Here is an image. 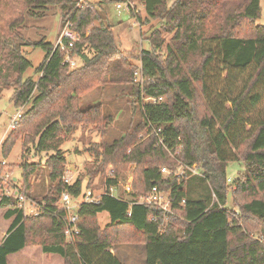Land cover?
<instances>
[{
  "label": "trees",
  "instance_id": "obj_1",
  "mask_svg": "<svg viewBox=\"0 0 264 264\" xmlns=\"http://www.w3.org/2000/svg\"><path fill=\"white\" fill-rule=\"evenodd\" d=\"M134 1L146 15L132 14L138 23L163 24L149 36L150 49L140 53L139 64L117 46L114 27L99 9L112 0H0V100L13 90L15 108L29 106L1 154L7 159L21 142L19 195H30L31 180L43 170L52 190L39 203V216L26 217L0 182V208L12 219L0 264L30 246L64 264H123L111 253L119 244L143 245L145 264H264V242L253 235L264 232V26L256 23L262 0H175L171 6L167 0ZM51 8L59 10L63 28L71 22L79 34L72 55L81 64L75 69L61 46L24 39L26 21L45 18ZM24 47L45 52L37 81L25 77L32 64ZM114 83L131 85L141 122L111 145H94V161L85 167L89 181L110 165L115 177L105 181L108 194L97 203L81 204L80 232L68 242L66 212L58 202L64 192L81 195L91 182L82 176L65 184L62 147L79 129L104 133L111 126L114 118L101 103L85 110L81 105L85 95ZM231 162H242L248 172L230 184ZM130 164L137 165L134 194L111 197L109 189ZM181 165H197L201 175L185 170L178 177ZM163 168L171 175L164 177ZM190 179L205 183L198 198L189 194ZM154 187L170 194L173 215L137 203ZM102 214L110 220L103 229Z\"/></svg>",
  "mask_w": 264,
  "mask_h": 264
},
{
  "label": "rangeland",
  "instance_id": "obj_2",
  "mask_svg": "<svg viewBox=\"0 0 264 264\" xmlns=\"http://www.w3.org/2000/svg\"><path fill=\"white\" fill-rule=\"evenodd\" d=\"M100 1L101 0H84V3L97 4ZM174 1L175 0H167L168 6H171ZM139 8L141 9V15L144 19L146 16L144 7L139 5ZM99 9L105 16L106 23L114 27L113 33L117 46L126 54L128 60L132 63L139 64L138 57L140 53L143 50L150 49L148 41L149 36L155 30L162 27V22L154 21L151 24L144 22L138 23L136 18L132 17V14H128L127 12L120 14L113 3L104 4ZM261 13V17L256 22L257 24L264 23V0L261 1ZM62 31L63 25L61 23L60 12L57 8H51L49 12H47V16L43 19H28L23 35L25 41H40L45 39L46 42L58 46ZM171 37L172 35L165 36L167 43H169ZM24 49L30 50V52L25 53L32 64V67L26 72L25 77H32L37 81L39 75L36 73V69L43 62L45 52L41 48L24 47ZM76 62L77 65L81 64V60L79 59L76 60ZM12 95L13 90H6L0 100V182L4 188V192L9 191L10 194L17 197V186L19 190L24 188L20 170V164L22 162L21 142L19 141L16 144L7 159L1 154V146L7 136L12 132H8L11 119L16 116L18 112H21L23 116L29 109V106L19 109L15 108L11 100ZM98 103L102 104L104 114L114 118V122L111 126L108 127L104 133L95 130L93 127L89 129H79L62 147L68 161L64 176L72 179L73 182L82 176L86 178V181H89L90 177L86 176L87 170L85 167L94 161V151L92 149H94L95 144L104 141L111 145L114 141L124 138L128 132H131L134 127L141 122L139 104L135 102V95L130 84L114 83L96 88L82 98L81 108L85 110L91 105ZM36 161H38V159H36ZM136 168L137 165L130 164L122 169L123 172H121L119 176V181L122 185L126 183L134 184ZM114 169V166L110 165L105 174L97 175L89 181L91 182L90 190L94 192L95 196L102 193L105 185L104 183L110 175H114L113 177H115ZM178 171H180V168H178L176 172ZM247 172V167L242 162L229 163L228 176L229 179L232 180V183L237 178H243ZM163 175L164 177H168L167 174ZM3 179L9 181L7 185L4 183ZM188 187L190 196L198 198L204 192L205 183L190 179L188 181ZM120 188L119 196L122 197L123 188L122 186ZM29 193L30 195L25 196L29 199V202L34 201L36 204L40 203L44 197L52 193L48 174L45 170H43L39 179L33 178L31 180V191ZM27 205H29V203H27ZM33 207L36 208V205ZM6 212L7 209L0 208V244L4 240L7 229L12 221V219L5 218ZM109 221L107 214L99 216L98 222L102 229L108 225ZM253 235L264 242V232L258 229ZM70 240L71 239H67L68 242ZM33 248L43 252L42 248L39 246L28 247V249ZM24 253L25 252H19L9 256V264H25V262L22 263ZM111 253L120 259L123 264H145V247L143 245L119 244L111 249ZM37 257L29 264H39L40 259Z\"/></svg>",
  "mask_w": 264,
  "mask_h": 264
},
{
  "label": "built area",
  "instance_id": "obj_3",
  "mask_svg": "<svg viewBox=\"0 0 264 264\" xmlns=\"http://www.w3.org/2000/svg\"><path fill=\"white\" fill-rule=\"evenodd\" d=\"M116 10L121 14L123 12H127L128 14H141V9L139 8V5L141 4L135 2L134 0H112ZM84 3V0H79V4ZM80 37L77 31L73 29V25L71 22H68L62 31L61 39L59 40L58 46H61L62 50L66 51V63L69 65L70 69H75L78 67L76 59L72 55V51L75 47V44L79 41ZM67 43V44H65ZM134 77L136 82H140L143 79L142 74V68H138L134 72ZM149 100V99H148ZM153 102H156L155 99H153ZM22 113L18 112L16 116H14L11 119L10 126L8 127V132L13 131L16 128V125L19 123L21 119ZM156 135H159V132L154 131ZM160 144H163V140L159 139ZM5 164V163H3ZM185 170L189 171L191 175L200 176L201 169L199 166L194 165L192 167L188 166H180V171L176 172V176L182 177L185 174ZM162 174H167V176L171 175V172L167 168L162 169ZM114 176V175H113ZM112 175H110L107 179L114 178ZM7 178V177H6ZM106 179V180H107ZM4 183L7 185L9 181L4 180ZM63 181L65 184L71 186L73 185V180L68 177H63ZM228 183H232L231 179H228ZM105 184V183H104ZM123 188L122 197L119 196L120 193V187ZM105 189V185H104ZM102 191L98 196L94 195V192L90 189L85 190L81 195L79 196H72L69 192L62 193L58 206L59 209H62L66 212V218H65V225H66V236L67 239H72L74 236L79 234V229L77 227V221L78 217L76 215L77 210L83 203H97L99 199L102 197L103 194H108L106 191ZM7 196H12V194L9 193V191L4 192ZM134 194V189L132 183H126L122 185L120 181H118V185L116 187H111L109 189V195L114 198L118 199H124L128 195ZM19 201V207L22 209L24 216L31 217V216H39V203H35L34 201L29 202V199L24 195L17 194L16 197ZM215 198V195H214ZM29 203V205H27ZM138 204L143 205H153L157 209L164 212L165 216L167 215H173L172 212V203L170 199V194L164 191L159 190L158 188L154 187L152 188L151 192L148 195H142L137 198ZM36 205V208L33 207Z\"/></svg>",
  "mask_w": 264,
  "mask_h": 264
},
{
  "label": "crops",
  "instance_id": "obj_4",
  "mask_svg": "<svg viewBox=\"0 0 264 264\" xmlns=\"http://www.w3.org/2000/svg\"><path fill=\"white\" fill-rule=\"evenodd\" d=\"M153 22L154 21H152V22H150L148 24H151ZM258 25L264 26V23L262 22V24H258ZM24 52H30V50L29 49H27V50L24 49ZM6 235H7V232H6ZM21 252H25L24 255H23L24 257H22L23 258L22 263L25 262V264L32 263L37 256H38L37 258L40 259V263L39 264H53V263L54 264L55 263L64 264L63 259L60 256L54 255V254L46 255L42 251H38L35 248H33V249L26 248V249L22 250ZM145 260H146V252H145ZM8 264H9V260H8Z\"/></svg>",
  "mask_w": 264,
  "mask_h": 264
}]
</instances>
